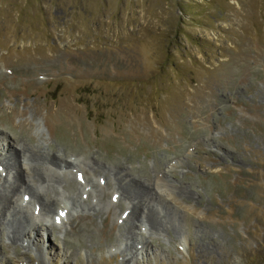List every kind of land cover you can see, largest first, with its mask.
<instances>
[{
	"label": "rangeland",
	"instance_id": "obj_1",
	"mask_svg": "<svg viewBox=\"0 0 264 264\" xmlns=\"http://www.w3.org/2000/svg\"><path fill=\"white\" fill-rule=\"evenodd\" d=\"M30 138L73 186L14 192L55 225L0 227V264H264V0H0V155ZM119 175L161 220L130 242Z\"/></svg>",
	"mask_w": 264,
	"mask_h": 264
},
{
	"label": "bare ground",
	"instance_id": "obj_2",
	"mask_svg": "<svg viewBox=\"0 0 264 264\" xmlns=\"http://www.w3.org/2000/svg\"><path fill=\"white\" fill-rule=\"evenodd\" d=\"M18 138L20 137L18 136ZM15 139L17 140V138ZM29 141L30 143L22 142V144L15 142L16 145H14L11 155H7L6 153L0 155V164L4 166L3 169L6 170L3 185L0 187V227H2L1 231H6L7 239L12 245H15L20 238L27 236L26 230L24 229L26 227H29L32 231L35 230V226H44L46 229L51 230L55 225L54 222L50 221L34 223L31 218L32 216L23 214V211L17 208L15 201L13 202L12 197H14L13 195L16 190L23 188L25 194L38 202L42 211L46 214L52 213L55 209L60 208V199L57 197L58 190L53 183L61 182L67 189L70 188L69 186H73L72 182H70L69 185L67 184L68 177L64 171H62L63 173H56V171H51L45 167V165L50 164L57 169L69 168L70 170V168H75L73 165L74 162L64 159L61 152L53 149L49 145H47L45 149L42 148V145L40 144V146L39 143H31V138ZM10 143L11 142L8 140L9 145ZM19 155L21 156V160H19ZM65 165L68 166L66 167ZM13 169H15V173L12 172ZM120 170L123 174L127 175L122 168H120ZM117 179V188L122 193L123 197L128 199L131 203L129 207L130 212L122 224V227H124V232L122 234L125 239L130 242V234L127 236L124 233L135 229L137 227V221L140 222L141 225L145 221L149 226V230L153 231V229H157L159 225H161V220L158 221L157 215H154L151 207L148 209V203H145L146 198L150 196L148 185L143 184L140 179L133 177L127 178L119 175ZM77 197L78 195L76 196V193H74L71 199L76 200ZM139 209H142V211L140 212ZM60 210L62 211V209ZM11 214H14L16 217H8L11 216ZM140 234L143 235V233ZM33 240L40 245L38 239H35V236ZM129 244L131 248L133 245H131V243ZM38 252H42L41 249Z\"/></svg>",
	"mask_w": 264,
	"mask_h": 264
}]
</instances>
